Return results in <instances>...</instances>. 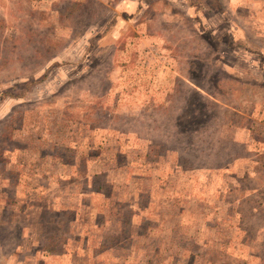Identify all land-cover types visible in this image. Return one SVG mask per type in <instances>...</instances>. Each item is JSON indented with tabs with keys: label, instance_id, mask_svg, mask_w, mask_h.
I'll use <instances>...</instances> for the list:
<instances>
[{
	"label": "rangeland",
	"instance_id": "374dc122",
	"mask_svg": "<svg viewBox=\"0 0 264 264\" xmlns=\"http://www.w3.org/2000/svg\"><path fill=\"white\" fill-rule=\"evenodd\" d=\"M0 264H264V0H0Z\"/></svg>",
	"mask_w": 264,
	"mask_h": 264
},
{
	"label": "crops",
	"instance_id": "0c3cea01",
	"mask_svg": "<svg viewBox=\"0 0 264 264\" xmlns=\"http://www.w3.org/2000/svg\"><path fill=\"white\" fill-rule=\"evenodd\" d=\"M68 246L75 248L74 242L72 245L70 243H68ZM72 256L76 257V258H81L82 257V249H80L79 251H76V253H74V255H72ZM114 260L118 261V257H116V259H114Z\"/></svg>",
	"mask_w": 264,
	"mask_h": 264
}]
</instances>
